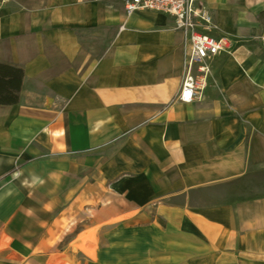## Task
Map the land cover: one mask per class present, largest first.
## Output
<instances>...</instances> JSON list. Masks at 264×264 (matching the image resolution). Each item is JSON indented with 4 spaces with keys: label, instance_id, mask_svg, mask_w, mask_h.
<instances>
[{
    "label": "crops",
    "instance_id": "obj_1",
    "mask_svg": "<svg viewBox=\"0 0 264 264\" xmlns=\"http://www.w3.org/2000/svg\"><path fill=\"white\" fill-rule=\"evenodd\" d=\"M193 1L229 48L183 103L171 16L0 0V264H264V0Z\"/></svg>",
    "mask_w": 264,
    "mask_h": 264
},
{
    "label": "built area",
    "instance_id": "obj_2",
    "mask_svg": "<svg viewBox=\"0 0 264 264\" xmlns=\"http://www.w3.org/2000/svg\"><path fill=\"white\" fill-rule=\"evenodd\" d=\"M126 15L139 11H154L173 18L174 28L183 35L182 80L178 100L190 103L198 98L207 84L210 60L229 48L225 36L208 34L213 18L204 6L193 0H120ZM264 44V34L261 37Z\"/></svg>",
    "mask_w": 264,
    "mask_h": 264
},
{
    "label": "trees",
    "instance_id": "obj_3",
    "mask_svg": "<svg viewBox=\"0 0 264 264\" xmlns=\"http://www.w3.org/2000/svg\"><path fill=\"white\" fill-rule=\"evenodd\" d=\"M22 77L21 67L0 62V104H14L18 101Z\"/></svg>",
    "mask_w": 264,
    "mask_h": 264
},
{
    "label": "rangeland",
    "instance_id": "obj_4",
    "mask_svg": "<svg viewBox=\"0 0 264 264\" xmlns=\"http://www.w3.org/2000/svg\"><path fill=\"white\" fill-rule=\"evenodd\" d=\"M257 176L258 177L256 179L258 182H260L261 180L263 181L261 184H258L259 189H264V170H262L261 173L257 174Z\"/></svg>",
    "mask_w": 264,
    "mask_h": 264
}]
</instances>
